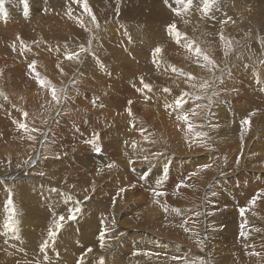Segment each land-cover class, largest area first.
I'll list each match as a JSON object with an SVG mask.
<instances>
[{"label":"rangeland","instance_id":"rangeland-1","mask_svg":"<svg viewBox=\"0 0 264 264\" xmlns=\"http://www.w3.org/2000/svg\"><path fill=\"white\" fill-rule=\"evenodd\" d=\"M238 1L0 0V264H264V0Z\"/></svg>","mask_w":264,"mask_h":264},{"label":"bare ground","instance_id":"bare-ground-1","mask_svg":"<svg viewBox=\"0 0 264 264\" xmlns=\"http://www.w3.org/2000/svg\"><path fill=\"white\" fill-rule=\"evenodd\" d=\"M209 1H211L212 2V4L213 3H215V0H209ZM217 1H220V3H222V5L224 4V3H226V1L227 0H217ZM240 1H242V0H239L238 2H240ZM253 0H245V2H247V3H251ZM190 3H188V5L186 4V6H185V8H182L184 11H183V13H184V16H188V14H186V11H187V9H190V5H189ZM237 8L238 9H241L240 8V5H239V3H238V5H237ZM205 9H210V10H214V7L212 6V5H210L208 2H206V4H205ZM210 12H212V11H210ZM201 15V17H202V15L203 14H200ZM184 21H185V23H186V25H187V27H188V29H189V31H194L195 32V29L194 28H192L191 26H190V23H195V24H199V25H201L202 26V29L205 27V22H204V20L203 19H199L198 17H197V15H195V14H192V15H190V18L189 19H186V18H182ZM195 27H197L196 25H195ZM197 28H199V27H197ZM258 28H261V23H258L256 20L255 21H253V26L251 27V30L249 29V31H250V33L251 34H253V33H255L256 31H257V29ZM201 29V28H200ZM239 30L241 31V32H245L247 29L246 28H244V27H240L239 28ZM239 34V33H238ZM194 35V34H193ZM243 36V35H242ZM186 41V40H185ZM192 41V40H191ZM194 41V40H193ZM193 52V51H192ZM86 71V70H85ZM93 71V70H92ZM251 73H256V74H258V76H260L261 78H263L264 79V68H260V69H257V70H255V71H252L251 70V68H250V70H249ZM83 73V72H82ZM190 74L191 73H187L186 75H187V77H189V79H190ZM199 75V74H198ZM245 75V74H244ZM197 76V75H196ZM91 78V77H90ZM188 79V78H187ZM188 79V80H189ZM91 81H94L92 78H91ZM229 81V80H228ZM227 81V82H228ZM187 84V83H186ZM227 89H228V86H227ZM230 89V88H229ZM101 90H102V88H101ZM103 91V90H102ZM167 100V99H166ZM168 101V100H167ZM105 102V101H104ZM80 104V106H81V108H83L84 106V103H79ZM104 104V103H103ZM61 107V106H60ZM105 107H107V106H105ZM166 107V106H165ZM59 108V107H58ZM62 108H63V106H62ZM86 108V107H85ZM73 109H75V110H77V111H79V112H81V110H80V107H75V106H73ZM87 109V108H86ZM104 109V108H103ZM182 109V108H181ZM54 111V110H53ZM92 111V110H91ZM216 111V110H215ZM61 112H62V110H61ZM214 112V111H213ZM213 112H212V115H210V118L212 119V116H213ZM176 113V112H175ZM185 113V112H184ZM211 113V112H210ZM183 114V113H182ZM58 115V114H57ZM234 116V115H233ZM230 119H232L231 118V116L229 117ZM264 119V118H263ZM262 119V120H263ZM63 120V119H62ZM205 120V119H204ZM214 120V119H213ZM216 121H217V119H215ZM231 121V120H230ZM219 122V121H218ZM235 123H234V127L231 129V130H229V132L231 133H234V135L236 136V134H237V128H236V124H238V121L237 120H235L234 121ZM263 122V121H262ZM230 123V122H229ZM264 123V122H263ZM221 124V123H220ZM219 125V124H218ZM222 125V124H221ZM195 127H197V126H195ZM231 127V126H230ZM227 128V127H226ZM194 130V129H193ZM199 130V129H198ZM228 131V130H227ZM190 132V131H189ZM193 132V131H192ZM224 132V131H223ZM198 133H200V132H198ZM194 135L195 136H198V134L197 133H194ZM220 136V135H219ZM225 136V135H224ZM46 137V136H45ZM41 138V141L40 142H37V151L35 152V155L32 157V159L30 160V162H29V165H31L32 164V162H34V160L35 159H37V161L40 163L41 161L40 160H43L42 158L44 157V156H46L45 155V153H44V151H45V146L43 145V143H45V141H46V138ZM228 138H231V137H228ZM227 138V139H228ZM260 143V141H258L257 142V145ZM255 147V146H254ZM260 147H264V142L260 145V146H257V147H255L253 150H251L250 148H249V150H247L246 152H245V154L246 155H249V154H254L255 152H259V153H261L262 155H264V150L263 149H261ZM257 148H259V149H257ZM261 150L263 151V153L261 152ZM252 158V157H251ZM264 158V157H263ZM208 159V158H207ZM207 159L206 158H202V160L204 161V162H207ZM211 159V158H210ZM233 159H235V158H233ZM36 161V162H37ZM230 161V160H229ZM263 163V162H262ZM261 163V164H262ZM260 164V165H261ZM221 165V164H220ZM220 165H218V167H217V169H218V171H220L221 173H223V174H225L226 173V169L227 168H225V166H224V164L222 165L223 166V168L222 167H220ZM229 165V164H228ZM255 165V164H254ZM230 166H232V165H230ZM257 166V165H256ZM261 166H263V165H261ZM259 169H260V167L259 166H257ZM257 168V169H258ZM230 169V168H229ZM258 169V170H259ZM261 170V169H260ZM230 171V170H229ZM18 174H20V173H18ZM18 174H15L14 172L10 175V176H2V178H5V177H10L11 179H17V178H15V177H13L12 175H18ZM27 175V173L25 174V176ZM262 177V176H261ZM263 179H261L262 181L261 182H259V184H263L264 183V176L262 177ZM257 183V182H256ZM21 186H22V184H21ZM94 206V205H93ZM84 208V207H83ZM117 214V213H116ZM116 216V215H115ZM28 218V217H27ZM27 218H24V216H22V226H23V224H25L26 222H27ZM23 220H24V223H23ZM27 223H29V222H27ZM264 227V226H263ZM37 228V227H36ZM263 229V228H262ZM112 239V238H111ZM82 239L81 238H78V239H74V243L75 244H77V243H80L79 244V246L80 247H82L83 248V243H82ZM116 244H118V242H119V240H118V238L116 239ZM83 250H85V249H81V251H83ZM95 256V255H94ZM94 256H92V257H94ZM90 258V257H89ZM89 258H87V259H89ZM95 260H96V262H98V263H101L103 260H104V258L102 257V256H100V255H97V257H95L94 258Z\"/></svg>","mask_w":264,"mask_h":264},{"label":"snow or ice","instance_id":"snow-or-ice-1","mask_svg":"<svg viewBox=\"0 0 264 264\" xmlns=\"http://www.w3.org/2000/svg\"><path fill=\"white\" fill-rule=\"evenodd\" d=\"M163 2H164L165 4H167V3H168V0H163ZM178 2H179V3H183L184 0H178ZM190 2H191V0H189V3H190ZM83 6H84V8H85L86 10L88 9V5H87L86 0H85V2H84V5H83ZM89 14L91 15L90 10H89ZM93 22H95V17H93ZM97 26H98V25H97ZM168 31H169V33H171V34H174L175 37H177V42H179L180 33L177 31V29H176V25H175V24H171V25H169V27H168ZM221 39H222V40L224 39L223 36H221ZM81 50L84 51L83 48H82ZM161 51H162V49L159 48V47H157V48L154 50L153 55L155 56V55L161 53ZM197 51H199V50L197 49ZM225 55H227V52L225 53ZM67 59H69V60H71V59H78V54H70V55L67 57ZM204 59H205L206 61H208L209 64L213 63V62H212L211 60H209L208 57H206V56L204 57ZM29 67L34 71L35 63L33 62V64L30 65ZM174 70H175V69H174ZM190 78H191V77H190ZM37 80H38V83L41 84V86H44L45 81L40 80L38 76H37ZM141 83H143L142 80H141ZM48 86L51 88V91H52V99H53V100H56L57 102H59V98L57 97V94H56V89H55L54 87H52L50 84H49ZM207 86H208V85H207V82H205V83L202 85V87H204V88H207ZM144 87H148V85H144ZM138 90H139V89H138ZM131 103H132V102L129 101V104H131ZM182 103H183L182 99H181V100H177V102H176V106H177V107H180V106L182 105ZM127 111H128L129 116H131V115H132L131 109L129 108ZM193 114H195V113H193ZM24 115L27 116V113H25ZM178 118L184 120L186 123L188 122V117H187V115H184V116H181V117H178ZM242 123H243V124H248L249 121H248V120H244ZM19 127H21V128H25V129H26V125H24V124H20ZM189 129H191V125H189ZM33 130H35V129H33ZM30 138H31V137H30ZM96 151L99 152L100 149H99V148H96ZM108 167L111 168V167H114V165H111V164H110ZM41 175H43V173H41ZM178 187H179V186H178ZM155 195H164V193H155ZM8 203H9V206L11 207L12 201L9 200ZM251 203L254 204V203H255V199H254ZM76 211H79V209H77ZM240 212H241V215H243V213L245 212V209L241 208V209H240ZM11 213H12V215H10V217H9V223L5 225V227H8V228H12V216L15 214V209H14V208H11ZM69 218H70V219H73L74 217H69ZM64 219H65V218H64L63 216H61V217L59 218V221H63ZM54 226H55V229H60L62 225H61L60 222H58V221H54ZM243 227H244V226H243V224H242V225H241V228H243ZM12 230L14 231L15 229L12 228ZM186 230H187V229H186ZM56 235H57V232H56L55 230H50V231H49V239H50V240H53V242H54V239H55V236H56ZM241 235L243 236L244 233L241 232ZM47 246H48V240H45L44 243H43V245H42V250H43L44 248H47ZM88 251H91V249H88ZM252 254L255 255L256 253H252Z\"/></svg>","mask_w":264,"mask_h":264}]
</instances>
